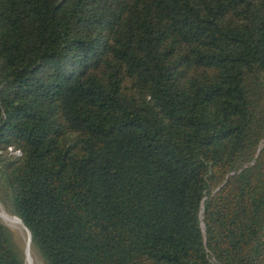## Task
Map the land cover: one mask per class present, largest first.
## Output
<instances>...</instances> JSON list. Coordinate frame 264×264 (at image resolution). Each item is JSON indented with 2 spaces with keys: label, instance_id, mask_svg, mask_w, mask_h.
<instances>
[{
  "label": "trees",
  "instance_id": "trees-1",
  "mask_svg": "<svg viewBox=\"0 0 264 264\" xmlns=\"http://www.w3.org/2000/svg\"><path fill=\"white\" fill-rule=\"evenodd\" d=\"M0 203L43 264H264V0H0Z\"/></svg>",
  "mask_w": 264,
  "mask_h": 264
},
{
  "label": "bare ground",
  "instance_id": "bare-ground-1",
  "mask_svg": "<svg viewBox=\"0 0 264 264\" xmlns=\"http://www.w3.org/2000/svg\"><path fill=\"white\" fill-rule=\"evenodd\" d=\"M17 218V217H16ZM13 215L11 216H5V214L0 210V219L7 225L9 228H11L14 231H18L21 233H24L26 236L25 239V248L26 253L29 259L30 264H37L35 253L31 246V237L28 231L20 224V220L18 221ZM25 255V252H24Z\"/></svg>",
  "mask_w": 264,
  "mask_h": 264
},
{
  "label": "rangeland",
  "instance_id": "rangeland-1",
  "mask_svg": "<svg viewBox=\"0 0 264 264\" xmlns=\"http://www.w3.org/2000/svg\"><path fill=\"white\" fill-rule=\"evenodd\" d=\"M2 204L0 203V210L5 214V216H10V215L12 216V214H10L8 211H6L5 207ZM0 221L5 225V223L1 219H0ZM5 226L8 227L7 225H5ZM9 229L12 231L13 238H14L17 246L19 247V249L23 253V264H24V258H25V264H30L27 253H26V248H25V239H26L25 234L18 232V231H14L11 228H9ZM24 252H25V255H24ZM35 257H36L37 264H43L41 262L40 258L36 255V253H35Z\"/></svg>",
  "mask_w": 264,
  "mask_h": 264
},
{
  "label": "built area",
  "instance_id": "built-area-1",
  "mask_svg": "<svg viewBox=\"0 0 264 264\" xmlns=\"http://www.w3.org/2000/svg\"><path fill=\"white\" fill-rule=\"evenodd\" d=\"M9 151H11V152H12V150H11V149H9ZM14 154H16L17 156H19V155H20V152H19V151H16V152H14Z\"/></svg>",
  "mask_w": 264,
  "mask_h": 264
},
{
  "label": "water",
  "instance_id": "water-1",
  "mask_svg": "<svg viewBox=\"0 0 264 264\" xmlns=\"http://www.w3.org/2000/svg\"><path fill=\"white\" fill-rule=\"evenodd\" d=\"M22 222V221H21ZM23 224V223H22ZM24 226V225H23ZM24 228L26 229V227L24 226ZM28 231V230H27ZM29 232V231H28ZM30 233V232H29ZM30 237H31V235H30Z\"/></svg>",
  "mask_w": 264,
  "mask_h": 264
}]
</instances>
